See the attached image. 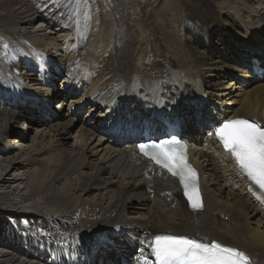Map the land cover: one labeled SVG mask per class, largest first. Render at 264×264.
Returning <instances> with one entry per match:
<instances>
[{
  "label": "bare ground",
  "instance_id": "1",
  "mask_svg": "<svg viewBox=\"0 0 264 264\" xmlns=\"http://www.w3.org/2000/svg\"><path fill=\"white\" fill-rule=\"evenodd\" d=\"M262 19L264 0H0V264H127L168 233L264 264V193L214 140L220 120H264ZM163 111L201 211L135 149Z\"/></svg>",
  "mask_w": 264,
  "mask_h": 264
},
{
  "label": "snow or ice",
  "instance_id": "2",
  "mask_svg": "<svg viewBox=\"0 0 264 264\" xmlns=\"http://www.w3.org/2000/svg\"><path fill=\"white\" fill-rule=\"evenodd\" d=\"M215 135L240 171L264 191V127L249 119H231L217 127ZM138 147L144 156L178 178L193 211L203 208L197 171L188 162L185 145L173 137ZM151 248L157 264H250L248 255L235 247L187 236L157 235Z\"/></svg>",
  "mask_w": 264,
  "mask_h": 264
},
{
  "label": "rangeland",
  "instance_id": "3",
  "mask_svg": "<svg viewBox=\"0 0 264 264\" xmlns=\"http://www.w3.org/2000/svg\"><path fill=\"white\" fill-rule=\"evenodd\" d=\"M83 4V8H85L86 7V3H82ZM114 3H111L110 4V6L112 7H114V5H113ZM95 7H97V6H95ZM95 7H92V8H95ZM108 8H109V6H108ZM115 9V8H114ZM91 10H94V9H91ZM96 11V10H95ZM94 11V12H95ZM96 12H98V10L96 11ZM95 12V13H96ZM94 13V14H95ZM260 20V19H259ZM262 20H264V19H262ZM39 21V20H38ZM38 21H36V23H37V25L39 26V22ZM37 26V27H38ZM50 30V29H49ZM48 31V30H47ZM116 40H119V39H116ZM39 42H44V40H40ZM78 56H80L79 58L81 59H83V60H86L87 58H88V56L87 55H85V53L84 52H82V53H80V54H78ZM59 56H57V58H58ZM53 59H55V58H53ZM247 60V59H246ZM54 62H56V61H54ZM36 62H33V64H35ZM32 66V65H31ZM55 68V71L54 72H56L55 73V75H54V82H53V86L55 85L56 86V84H57V87H58V83H60V81L62 80V77L64 76V74H63V72L61 73H58L56 70H58V68H59V66H55L54 67ZM260 70V69H259ZM20 71V72H19ZM24 72V73H23ZM30 72V74H32V72H33V67H25L24 65H21V66H19L17 69H15V74L19 77V78H22V79H24L23 77H22V73L23 74H28ZM20 74H21V76H20ZM52 75V74H51ZM250 75L252 76V77H254L255 79H261V77L260 76H258L256 73H250ZM24 76V75H23ZM31 83V82H30ZM33 84V83H32ZM34 87H38L37 86V84H35V85H32L31 86V88H33L34 89ZM80 93V92H79ZM78 92H75V95H78L79 94ZM56 94V92L53 94V95H55ZM27 100V101H26ZM25 101H20L21 102V106H25V105H28V102L30 103V101L32 100V99H26ZM59 100V98L57 97V99H53L52 101H50V104H49V108H51V110H52V108H54V106H55V103L57 102ZM229 106H232V104H230ZM197 107L196 106H193V107H191L186 113H185V117L186 116H188L189 118H191V117H195V119L197 118V117H199V116H201L202 114H200L199 113V109H196ZM24 111V110H23ZM85 112L83 111L82 112V114H80V117H78L79 119L80 118H82V117H84V114ZM161 114V113H160ZM25 115H26V117H25V119H28V120H33V119H37L38 117H37V115H36V113H29V112H25ZM157 116H159V115H157ZM204 117H206V114L205 113H203V118ZM202 118V119H203ZM80 121V120H79ZM77 122H78V120H77ZM10 130H14L13 128H11ZM184 136V135H183ZM182 136V137H183ZM94 241V240H93ZM93 241H91V243H92V245L94 244V242ZM90 242V241H89ZM88 242V243H89ZM100 241H98V240H96V243H99ZM102 242V241H101ZM90 244V243H89Z\"/></svg>",
  "mask_w": 264,
  "mask_h": 264
}]
</instances>
